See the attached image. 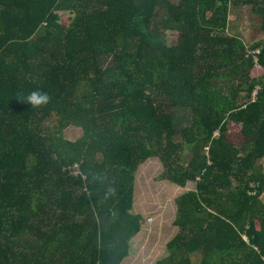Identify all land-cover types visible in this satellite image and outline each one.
I'll return each mask as SVG.
<instances>
[{
	"label": "trees",
	"instance_id": "obj_1",
	"mask_svg": "<svg viewBox=\"0 0 264 264\" xmlns=\"http://www.w3.org/2000/svg\"><path fill=\"white\" fill-rule=\"evenodd\" d=\"M153 158L195 182L157 264H264V0H0V264H123Z\"/></svg>",
	"mask_w": 264,
	"mask_h": 264
},
{
	"label": "rangeland",
	"instance_id": "obj_2",
	"mask_svg": "<svg viewBox=\"0 0 264 264\" xmlns=\"http://www.w3.org/2000/svg\"><path fill=\"white\" fill-rule=\"evenodd\" d=\"M234 10L235 8L232 11ZM248 14L247 9L232 12L231 19L236 21V31H247ZM61 15L64 23L67 24L68 12ZM177 37V33H169V42H175ZM262 163L264 165V159ZM164 173L165 167L162 161L153 158L139 167L135 174L133 211L145 214L146 225L132 241L130 257L124 264H157L168 256L167 246L177 232L173 226L177 210L175 200L186 191L194 189L195 182H189L185 188H182L164 179Z\"/></svg>",
	"mask_w": 264,
	"mask_h": 264
},
{
	"label": "clouds",
	"instance_id": "obj_3",
	"mask_svg": "<svg viewBox=\"0 0 264 264\" xmlns=\"http://www.w3.org/2000/svg\"><path fill=\"white\" fill-rule=\"evenodd\" d=\"M51 99V96L47 92L36 89L30 91L26 96L21 94L19 102L30 105L31 108L39 109L50 104Z\"/></svg>",
	"mask_w": 264,
	"mask_h": 264
},
{
	"label": "crops",
	"instance_id": "obj_4",
	"mask_svg": "<svg viewBox=\"0 0 264 264\" xmlns=\"http://www.w3.org/2000/svg\"><path fill=\"white\" fill-rule=\"evenodd\" d=\"M177 208V207H176ZM133 209H134V207H133ZM139 214H141L143 217H145V214H142V213H139ZM126 260V259H125ZM125 263V261L123 262V264Z\"/></svg>",
	"mask_w": 264,
	"mask_h": 264
},
{
	"label": "built area",
	"instance_id": "obj_5",
	"mask_svg": "<svg viewBox=\"0 0 264 264\" xmlns=\"http://www.w3.org/2000/svg\"><path fill=\"white\" fill-rule=\"evenodd\" d=\"M75 172V174H78V172L77 171H74Z\"/></svg>",
	"mask_w": 264,
	"mask_h": 264
}]
</instances>
